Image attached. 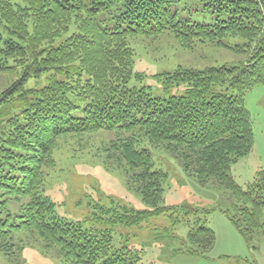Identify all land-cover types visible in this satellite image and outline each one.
<instances>
[{
  "label": "trees",
  "instance_id": "obj_1",
  "mask_svg": "<svg viewBox=\"0 0 264 264\" xmlns=\"http://www.w3.org/2000/svg\"><path fill=\"white\" fill-rule=\"evenodd\" d=\"M24 1L0 0V73H17L0 88V197L6 196L0 201V254L20 263L24 244L35 237L67 264H132L124 252H113L110 230H85L57 216L55 203L42 194L59 139L101 129L116 131L102 147L107 167L121 170L150 210L95 204V223L133 226L172 208L161 206L168 175L154 168L148 143L168 150L200 183L230 192L235 202L225 214L245 241L264 232V176L244 189L232 175V166L254 146L244 96L264 84V0H210L227 16L214 25L181 19L171 8L174 0ZM112 9L115 22L103 26L98 15ZM167 31L184 49L203 43L247 58L238 66L179 67L163 75L164 85L186 84L185 94L153 98L146 88L129 86L141 77L133 69L131 39ZM228 38L243 43L232 46ZM31 78L44 83L29 87ZM80 104L82 116L75 117ZM10 200L21 202L16 215L8 211ZM205 222L190 229L185 253L204 256L215 246L216 233ZM21 232L28 240L17 237Z\"/></svg>",
  "mask_w": 264,
  "mask_h": 264
},
{
  "label": "rangeland",
  "instance_id": "obj_2",
  "mask_svg": "<svg viewBox=\"0 0 264 264\" xmlns=\"http://www.w3.org/2000/svg\"><path fill=\"white\" fill-rule=\"evenodd\" d=\"M10 1L17 5L25 4L24 0ZM209 2L174 0L171 8L181 19L191 22L214 25L225 20L227 16L220 14ZM114 14L116 11L112 9L111 13H100L98 19L103 26H112ZM227 42L234 46L243 43V40L228 38ZM131 46L136 52L133 69L135 75L140 74L141 77H134L129 86L146 88L153 98L160 99L185 94L186 84L169 90L164 85L163 75L179 67L201 70L210 66H238L247 58L244 53L203 43L193 50L184 49L169 31L156 38L131 39ZM16 78V72L0 73V88ZM43 81L39 84L31 78L28 86L40 87ZM216 88L225 91L227 86ZM244 103L251 116L254 146L251 153L232 166V175L246 189L257 177L264 176V84L253 86L245 94ZM82 106L80 104L79 109L73 112L75 117L82 116ZM115 137V130L101 129L59 139V145L54 150L55 165L46 169L42 188V194L55 203L57 216L80 223L85 230H110L113 252H124L132 264L134 261L135 264H264V232L258 233L253 242L248 243L225 214L232 210L235 202L230 192L212 183H200L185 172L180 160L168 150L151 147L148 143L143 145L151 150L154 168L168 175L163 183L161 206L172 208L133 226L92 221L95 204L106 209L150 210L141 194L129 187L125 174L119 169L108 168L105 163L102 147ZM4 199L6 196L0 197V201ZM20 205L21 202L10 200L8 211L16 215ZM188 207L201 212L184 215L182 208ZM112 211L111 214L114 213ZM204 220L205 225L216 233L215 246L204 256L185 253L190 229L204 224ZM29 236L26 232L17 234L23 239ZM32 238L33 241L24 244L20 263L10 262L1 253L0 264H67L55 251L47 252L40 240ZM103 263L104 259H100L97 264Z\"/></svg>",
  "mask_w": 264,
  "mask_h": 264
}]
</instances>
